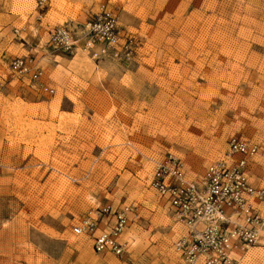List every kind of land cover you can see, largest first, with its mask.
Wrapping results in <instances>:
<instances>
[{"label": "rangeland", "instance_id": "1", "mask_svg": "<svg viewBox=\"0 0 264 264\" xmlns=\"http://www.w3.org/2000/svg\"><path fill=\"white\" fill-rule=\"evenodd\" d=\"M119 2L61 0L50 18L48 30L102 6L116 13L132 54L96 69L47 40L26 54L16 30L36 0H0V264H182L173 244L184 227L149 186L168 152L198 178L242 136L259 143L250 178L264 184V0ZM15 57L33 58L54 93L11 73ZM104 204L134 208L124 254L97 253L72 231ZM260 237L244 264H264Z\"/></svg>", "mask_w": 264, "mask_h": 264}, {"label": "built area", "instance_id": "2", "mask_svg": "<svg viewBox=\"0 0 264 264\" xmlns=\"http://www.w3.org/2000/svg\"><path fill=\"white\" fill-rule=\"evenodd\" d=\"M46 2L37 0L38 5ZM46 43L67 54L81 51L98 62L105 57L127 60L132 54L130 37L118 24L116 13L105 6L81 22L52 27ZM9 70L27 79L33 89L54 93L33 58L15 57ZM259 150L258 142L232 136L222 157L209 163L198 178L188 176L184 159L174 153L153 161L149 186L184 227L173 244L182 264H244L249 249L258 245L264 230V185L253 186L248 169ZM133 210L129 205L98 206L81 217L72 231L90 236L97 253L121 255L126 245L120 237Z\"/></svg>", "mask_w": 264, "mask_h": 264}, {"label": "crops", "instance_id": "3", "mask_svg": "<svg viewBox=\"0 0 264 264\" xmlns=\"http://www.w3.org/2000/svg\"><path fill=\"white\" fill-rule=\"evenodd\" d=\"M60 1L61 0H47L46 4L38 5L37 0H36V6L33 8V10L31 12L26 14L27 24L24 25L21 29L16 30L17 33H19V31H22V34H24V36H27L30 39L29 41H24L22 43L25 47L23 50L26 52V54H28V53H33V54L34 53L35 54L42 53V50H41L42 44L44 43V40L45 41L47 40V37H48L47 36L48 31L47 30L49 28L48 24H50V18L52 16L53 11H56L58 9V6L56 5V3L58 4ZM109 1L111 3H113L114 5H116L117 7L124 8V6H126L125 3L122 4L121 2H119V0L115 1V2L113 0H109ZM66 2H68V6H70L71 8H73L74 6H79V7H81V9H84L88 0H66ZM93 6H96V3L93 4ZM60 13L62 15L65 14V12H63V11ZM88 14H90V13H88ZM85 15L87 16V14H85ZM68 17L70 18V16H68ZM19 21L23 22L21 17H19ZM31 27H34V31L32 33L29 29ZM44 44L46 45V43H44ZM45 49H47V48L45 47ZM93 64H94L96 69H98L100 66L99 65L100 62L93 63ZM253 159H252V161L249 165V169H248L249 181L253 186H256V187L257 186H263L264 184H262V185L261 184H253V182L251 181L250 171H251ZM160 200L162 201V199H160ZM162 203H163V201H162ZM163 205L166 207V209L170 213L167 206L164 203H163ZM131 215H133V214H131ZM130 219H129V221H130ZM123 234H124V232H123ZM123 234L121 235L120 240L122 242H124L126 247H127L126 241L123 240ZM126 247H125V249H126ZM91 248H92V244H91ZM124 253H125V251L122 254H124Z\"/></svg>", "mask_w": 264, "mask_h": 264}, {"label": "bare ground", "instance_id": "4", "mask_svg": "<svg viewBox=\"0 0 264 264\" xmlns=\"http://www.w3.org/2000/svg\"><path fill=\"white\" fill-rule=\"evenodd\" d=\"M263 231H264V230H263ZM263 231H262V232H263ZM261 234H262V233H261ZM260 238H261V237H260ZM260 238H259V240H260ZM259 240H258V243H259ZM262 244H264V243H262ZM255 252H256V251H255ZM263 252H264V251H263ZM259 253H260V252H259ZM255 254H256V253H255ZM250 255H251V254H250ZM257 255H258V254H257ZM252 256H253V255H252ZM261 257H262V256H261ZM256 258H257V256H256ZM256 258H255V259H256ZM252 259H254V258H252Z\"/></svg>", "mask_w": 264, "mask_h": 264}]
</instances>
